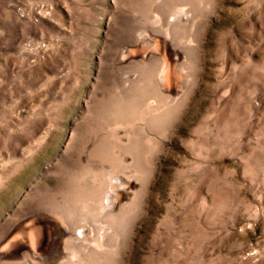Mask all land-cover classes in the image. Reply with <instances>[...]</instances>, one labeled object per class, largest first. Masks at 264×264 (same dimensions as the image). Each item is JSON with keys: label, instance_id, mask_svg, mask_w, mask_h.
I'll return each mask as SVG.
<instances>
[{"label": "rangeland", "instance_id": "rangeland-1", "mask_svg": "<svg viewBox=\"0 0 264 264\" xmlns=\"http://www.w3.org/2000/svg\"><path fill=\"white\" fill-rule=\"evenodd\" d=\"M0 264H264V0H0Z\"/></svg>", "mask_w": 264, "mask_h": 264}, {"label": "bare ground", "instance_id": "bare-ground-1", "mask_svg": "<svg viewBox=\"0 0 264 264\" xmlns=\"http://www.w3.org/2000/svg\"><path fill=\"white\" fill-rule=\"evenodd\" d=\"M174 17H175V16H174ZM180 17H181V16H180ZM168 67H169V65H168ZM167 69H168V68H167ZM170 71H171V70H170ZM168 72H169V71H168ZM168 72L166 71L165 75H162V76H165V78L168 77V75H169ZM170 79H171V77H170ZM165 80H166V79H165ZM166 81L169 82L168 79H167ZM166 81H165V82H166ZM167 82H166V83H167ZM29 251H30V250H29Z\"/></svg>", "mask_w": 264, "mask_h": 264}]
</instances>
